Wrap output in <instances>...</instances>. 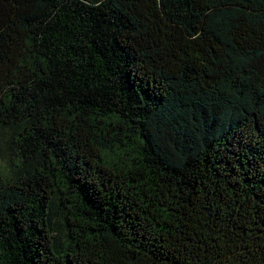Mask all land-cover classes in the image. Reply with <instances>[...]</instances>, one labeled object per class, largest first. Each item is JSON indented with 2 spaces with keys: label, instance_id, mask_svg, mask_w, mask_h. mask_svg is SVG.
<instances>
[{
  "label": "trees",
  "instance_id": "trees-1",
  "mask_svg": "<svg viewBox=\"0 0 264 264\" xmlns=\"http://www.w3.org/2000/svg\"><path fill=\"white\" fill-rule=\"evenodd\" d=\"M0 264H264V0H0Z\"/></svg>",
  "mask_w": 264,
  "mask_h": 264
},
{
  "label": "rangeland",
  "instance_id": "rangeland-1",
  "mask_svg": "<svg viewBox=\"0 0 264 264\" xmlns=\"http://www.w3.org/2000/svg\"><path fill=\"white\" fill-rule=\"evenodd\" d=\"M0 167L5 172V168H4L3 164H1Z\"/></svg>",
  "mask_w": 264,
  "mask_h": 264
}]
</instances>
